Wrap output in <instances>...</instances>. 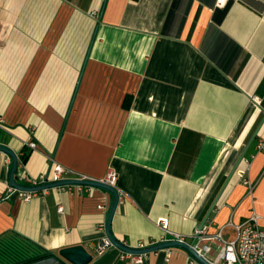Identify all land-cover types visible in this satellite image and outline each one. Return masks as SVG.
Listing matches in <instances>:
<instances>
[{
	"label": "crops",
	"instance_id": "crops-1",
	"mask_svg": "<svg viewBox=\"0 0 264 264\" xmlns=\"http://www.w3.org/2000/svg\"><path fill=\"white\" fill-rule=\"evenodd\" d=\"M259 126L210 234L233 239L228 223L264 215V0H0V145L16 153V176L47 173L52 159L93 180L115 170L111 232L129 247L165 228L190 242ZM11 162L0 151V239H20L28 257L83 245L90 264H134L114 246L96 251L111 192L54 187L24 201L7 191ZM190 256L171 247L142 264H200Z\"/></svg>",
	"mask_w": 264,
	"mask_h": 264
},
{
	"label": "built area",
	"instance_id": "built-area-1",
	"mask_svg": "<svg viewBox=\"0 0 264 264\" xmlns=\"http://www.w3.org/2000/svg\"><path fill=\"white\" fill-rule=\"evenodd\" d=\"M227 0H217V4L220 6L225 5ZM254 99L257 100L255 97ZM26 147L29 149H35L36 143L34 141H28ZM257 149H264V136L259 139L257 144ZM241 176L244 171H241ZM19 183L22 184L23 181L27 182L29 186L42 185L45 183L56 182L64 179H90L85 175H80L74 173L68 168L56 163L53 159L51 160V168L47 173L41 174L38 177L28 178L24 174L16 176ZM117 180L118 176L115 170L110 169L103 179L97 180L106 183L117 190ZM244 184L248 187V193L251 194L253 184L250 180H244ZM76 187L78 191L82 192L84 190H90L92 186L82 185V184H67L62 186H57L58 188H65L69 190L71 187ZM7 191L9 193H18L24 201H29L32 199L39 191H21L14 187L7 185ZM5 196L0 192V199ZM99 208L104 209V205H99ZM264 208V203H263ZM59 212H63V207L58 208ZM264 218L256 213H253L249 219L240 224L231 225L235 231V237L233 239H227L222 234L221 229L216 233L210 234L207 232V225H204L202 230L195 231L190 237L193 241V249L201 255L209 264H264V225L259 224V219ZM164 221L162 220L161 223ZM104 225H100L103 228ZM165 228V227H164ZM161 241L167 240H179L188 242L183 235L178 233H172L165 228L164 236ZM213 241L215 246L211 245L209 242ZM157 243V242H156ZM155 244V243H153ZM152 245V244H151ZM141 244L138 247H144ZM113 247V244L109 241L106 235H103L96 246V251L98 254H102L105 250ZM169 249V248H167ZM145 254H131L127 252L122 253V259H130L134 264H142ZM192 260H195L190 256ZM196 261V260H195Z\"/></svg>",
	"mask_w": 264,
	"mask_h": 264
},
{
	"label": "water",
	"instance_id": "water-1",
	"mask_svg": "<svg viewBox=\"0 0 264 264\" xmlns=\"http://www.w3.org/2000/svg\"><path fill=\"white\" fill-rule=\"evenodd\" d=\"M262 124V123H261ZM260 126L255 130L247 144L244 146L243 150L238 156V159L231 169L229 175L223 182L221 188L219 189L217 195L215 196L213 202L211 203L210 207L208 208L207 212L205 213L204 217L200 221L197 231L202 230L205 222L207 221L210 213L213 211L220 195L224 191L225 187L227 186L232 174L237 169L240 161L244 158L249 146L251 145L252 141L255 139L257 132L259 130ZM0 151L6 153L10 158L12 159L10 170H9V177H8V186L14 187L21 191H41L49 188H54L57 186L67 185V184H82V185H88L93 187H100L107 189L109 192H111L114 196L113 203L111 205L110 211L108 213V217L105 223V235L109 239V241L113 244L114 247L127 252L131 254H148L151 252H157L162 249H167L171 247H181L185 249L188 253H190L200 264H209L201 255H199L192 247L193 241L190 242H184L179 240H167V241H161L157 242L152 245H145L144 247H129L125 243L119 241L116 239L111 232V221L113 214L116 210L118 200H119V192L115 187H112L106 183L93 180V179H83V180H77V179H64L56 182H50L45 183L42 185H35V186H29V185H23L19 183L16 179V170L18 167V157L14 151L9 149L6 146L0 145ZM93 261V255L83 246V245H74L70 247H65L60 249L57 253H53L47 257L25 263V264H90Z\"/></svg>",
	"mask_w": 264,
	"mask_h": 264
},
{
	"label": "rangeland",
	"instance_id": "rangeland-1",
	"mask_svg": "<svg viewBox=\"0 0 264 264\" xmlns=\"http://www.w3.org/2000/svg\"><path fill=\"white\" fill-rule=\"evenodd\" d=\"M27 244L15 237L0 239V264H9L28 258Z\"/></svg>",
	"mask_w": 264,
	"mask_h": 264
},
{
	"label": "trees",
	"instance_id": "trees-1",
	"mask_svg": "<svg viewBox=\"0 0 264 264\" xmlns=\"http://www.w3.org/2000/svg\"><path fill=\"white\" fill-rule=\"evenodd\" d=\"M27 156H28V153L25 151V153L20 156V161L21 162H25L27 160ZM49 255L50 254H48V253H44L42 255L25 258L23 260H17L15 262H12V263H9V264H25V263H29V262H32V261L47 257Z\"/></svg>",
	"mask_w": 264,
	"mask_h": 264
}]
</instances>
